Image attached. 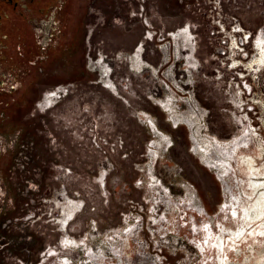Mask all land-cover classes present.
Returning <instances> with one entry per match:
<instances>
[{"label": "rangeland", "instance_id": "1", "mask_svg": "<svg viewBox=\"0 0 264 264\" xmlns=\"http://www.w3.org/2000/svg\"><path fill=\"white\" fill-rule=\"evenodd\" d=\"M55 5L49 44L36 26L0 70V264H221L198 241L240 229L264 146V64L232 52L264 51V0ZM229 259L264 264V235Z\"/></svg>", "mask_w": 264, "mask_h": 264}, {"label": "bare ground", "instance_id": "2", "mask_svg": "<svg viewBox=\"0 0 264 264\" xmlns=\"http://www.w3.org/2000/svg\"><path fill=\"white\" fill-rule=\"evenodd\" d=\"M184 31L187 32V30H184ZM181 34H182V32H181ZM173 36L175 39V37L180 36V34L176 33ZM258 40H259V38H258ZM258 40H257V46L259 44ZM232 44L234 45L232 52H233V56H234L233 59L235 62V68L244 67V65L247 67V64H244V62L242 60H240V62H239V60L237 58V55H236L237 51L235 48H237L236 46L239 45L238 40ZM256 50H258L257 47H256ZM260 53H261V51L258 50L256 57L260 56ZM102 78H104V77L102 76ZM53 97H55L54 94L49 95L50 100H53ZM155 131L158 134V136H159L158 139L160 141L162 139V136H160V135H162V134L159 133L156 128H155ZM257 146L258 147L255 148V151L253 152L254 155L252 154V155H244L243 156L244 158H249L247 160V162H248L247 165L246 164L244 165V166H246V168H244L243 170L242 169L240 170V168H239V171H238V167H237V173L241 178V186L244 187V190H243L242 195H241L243 197V200L240 202H237V201L233 202L235 208H236V206H238L239 209L236 208V211L235 210L233 212L230 211V214H228L229 215L228 217H230V218L237 217V223L240 224V229L234 231L233 233H228L227 232L228 226L226 225V223L223 220V224L221 223L219 225L221 227H219L218 232H214L213 234L208 235L207 238H204L203 242L200 240L198 241L201 249L202 248L204 250L210 249L213 252H215V250H217L218 257H220L218 259H221V264H224V263L225 264H235V263L230 262V261H232L231 259H229V261L226 260L227 253H228L229 249L237 251V249L246 240L250 239V236L252 238H254V237L259 238L260 236L264 235V162H258L259 159H261V158L264 159V146H263V144H260V143H258ZM251 159H253V160H251ZM256 161H257V163H256ZM241 165H242V163H241ZM193 216H195V215H193ZM192 219H194V218H192ZM67 220L63 221L64 225L67 223ZM211 220H213V219L211 218ZM191 221H193V220H191ZM194 221H195V219H194ZM70 222L71 221H69L67 224L68 225L67 229L69 227ZM196 223L197 224L195 226H197V227L194 229L202 230L204 227V228H206V231H212L211 222H207L206 224H203L204 225L203 227L198 226L197 221H196ZM206 231H204V233ZM223 260L225 262H222Z\"/></svg>", "mask_w": 264, "mask_h": 264}, {"label": "flooded vegetation", "instance_id": "3", "mask_svg": "<svg viewBox=\"0 0 264 264\" xmlns=\"http://www.w3.org/2000/svg\"><path fill=\"white\" fill-rule=\"evenodd\" d=\"M57 1L58 0H0V70L19 69L20 66L13 61L12 64L9 63L10 60H8V53L9 50H12L11 45L19 38L21 39V42H23L25 49L26 42L23 39L29 38V34L34 33L33 30H37L38 26V32L41 33V36L43 37V45L47 46L49 44V40L53 39L55 36L54 32L57 31L56 25L60 18L58 17L59 14L56 9L57 5H55ZM53 6H56V8L52 9L51 7ZM36 30L35 33L37 32ZM182 37L185 38V34H181L178 37L176 36L175 39L181 40ZM261 41L263 44L262 49L264 50V39ZM29 49L32 48L29 47ZM29 62L30 64H21L27 65L22 68H28L30 70L39 68L36 66L34 60L32 61V59H30ZM263 64L264 51H261L260 56L254 57L247 67L254 69L255 66L260 67ZM0 85H5V83L0 81ZM47 97H49V95ZM47 97L42 101L41 105L47 104L50 101L46 100ZM155 128L161 133L157 125ZM75 215L76 218L78 214ZM66 220L67 218L64 217L63 221Z\"/></svg>", "mask_w": 264, "mask_h": 264}, {"label": "crops", "instance_id": "4", "mask_svg": "<svg viewBox=\"0 0 264 264\" xmlns=\"http://www.w3.org/2000/svg\"><path fill=\"white\" fill-rule=\"evenodd\" d=\"M4 85H0V87H3Z\"/></svg>", "mask_w": 264, "mask_h": 264}]
</instances>
